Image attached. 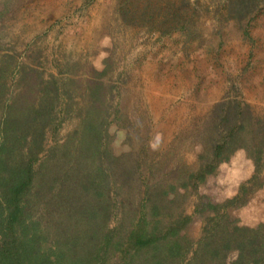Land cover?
Instances as JSON below:
<instances>
[{
  "label": "rangeland",
  "instance_id": "obj_1",
  "mask_svg": "<svg viewBox=\"0 0 264 264\" xmlns=\"http://www.w3.org/2000/svg\"><path fill=\"white\" fill-rule=\"evenodd\" d=\"M211 1L0 0L5 102L21 90L25 67L56 80L62 95L56 126L47 135L50 150L79 124L78 113L86 106L80 85L104 83L110 90L109 147L116 156L132 154L141 161L143 190L154 187L160 199L161 190L169 189L158 218L165 226L192 217L173 238L190 248L188 258L209 235L223 243L235 227L264 235V162L255 163L257 145L264 143L258 135V122L264 123V11L241 23L207 10ZM225 103L248 108L252 130L243 131L239 147L222 153L229 161L197 191L183 186L227 135L216 113ZM40 157L45 161L47 153ZM198 204H203L199 211ZM209 205L220 213L206 209ZM35 208L39 217L45 203ZM121 214L110 224L124 226L115 241L130 229ZM237 257L238 251H231L226 264ZM116 263V258L108 262Z\"/></svg>",
  "mask_w": 264,
  "mask_h": 264
},
{
  "label": "trees",
  "instance_id": "obj_2",
  "mask_svg": "<svg viewBox=\"0 0 264 264\" xmlns=\"http://www.w3.org/2000/svg\"><path fill=\"white\" fill-rule=\"evenodd\" d=\"M209 6L207 10L243 23L263 13L264 0H212ZM19 86L7 104L0 75V264H108L113 258L116 264H226L233 250L238 257L232 264H264V235L254 229L235 227L223 243L209 235L197 249L191 248L189 258L190 248L173 242L192 217L165 226L158 218L166 210L169 189L161 190L160 199L154 187L147 184L143 190L141 161L132 154L113 153L108 139L110 90L100 80L88 81L86 88L80 85L86 106L78 113L79 124L50 150L47 135L56 126L62 90L56 80L28 67L21 71ZM65 93L71 99L70 91ZM229 105L220 104L216 110L227 135L214 148L212 159L191 173L183 186L193 185L197 191L229 161L222 153L239 147L243 131L252 130L248 108ZM258 125V135H264V123ZM261 143L256 148L257 167L264 162ZM44 153L47 158L42 161ZM39 202L45 203V212L38 217ZM207 208L220 213V207ZM116 211L122 213L124 225L127 220L130 224L125 239L117 241L116 233L124 226L111 228Z\"/></svg>",
  "mask_w": 264,
  "mask_h": 264
}]
</instances>
